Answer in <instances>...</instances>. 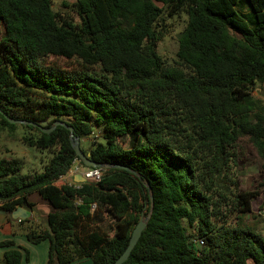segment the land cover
Wrapping results in <instances>:
<instances>
[{"label": "trees", "instance_id": "trees-1", "mask_svg": "<svg viewBox=\"0 0 264 264\" xmlns=\"http://www.w3.org/2000/svg\"><path fill=\"white\" fill-rule=\"evenodd\" d=\"M248 2L249 22L238 0L64 2L77 20L52 0H0V132L22 128L24 145L53 154L42 173L27 176L18 160L0 159V211L32 210L34 193L49 203L48 229L27 233L33 244L49 241L47 264H113L144 216L124 264H264V238L230 225L223 212L230 206L242 221L261 195L242 191L231 176L240 138H250L264 170V98L253 95L264 88V0ZM181 14L187 25L177 65L167 66L158 53L162 22ZM49 58L78 65L62 68ZM2 112L46 122L44 129L65 123L80 142L98 130L90 159L131 171L106 167L98 183L58 184L76 161L85 166L69 129L45 133ZM104 215L115 222L113 236L100 224ZM198 237L206 243L199 250ZM1 248H9L1 264L30 260L13 241Z\"/></svg>", "mask_w": 264, "mask_h": 264}, {"label": "rangeland", "instance_id": "rangeland-1", "mask_svg": "<svg viewBox=\"0 0 264 264\" xmlns=\"http://www.w3.org/2000/svg\"><path fill=\"white\" fill-rule=\"evenodd\" d=\"M75 1L76 0H52L53 8L56 11L60 10L64 13H67L73 19L77 20V16L71 12V8L65 9L62 5L64 2L71 5ZM238 4V12L249 22L250 19L248 16L250 13H252V10L248 0H238ZM186 25L187 16L185 14H181L173 18L166 17L164 22H162V32L165 34V37L158 44V53L163 58V61L167 66L177 65L176 55L179 48V35L185 29ZM4 33L5 25L2 21H0V38L4 35ZM48 61L52 64H56L67 69L76 68L78 65L75 61H68L65 59L49 58ZM253 95L257 99L262 100L264 98V88L258 87L253 91ZM22 136V128H18L14 133H9L8 131L0 132V159H6L9 161L18 160L21 166V175L27 176L34 172L42 173L44 167L53 158V154L48 151H40L36 148L24 145L21 140ZM94 140L101 141L100 131L97 130V132L92 137L85 138L80 142V147L83 151H86V154H89L87 153L89 143H93ZM120 142L123 147L127 148L126 140H121ZM234 160L235 163L233 165L231 176L237 180L240 189L242 191L258 190L261 192V195L254 202V212L252 214L248 215L247 217L240 215L241 218L243 217L242 221L239 220V215L237 217V214H230V206H224V215H227L231 218L229 221L230 225L241 223L243 226H250V228H253L264 238V208L262 206L264 201V170L262 168V159L249 137L246 136L239 139L235 148ZM74 167H77L80 172L86 168L80 163V161H76ZM70 180L73 183L71 178ZM63 183H67L65 179H61L58 184ZM75 183L79 184L78 182ZM34 196L38 197L37 194ZM143 218H145V216ZM41 220L42 219H40V222ZM100 224L101 226L105 227L107 231H109L111 236H113L115 229V222L113 219L107 215H104ZM190 233L192 235H196L194 229H190Z\"/></svg>", "mask_w": 264, "mask_h": 264}, {"label": "crops", "instance_id": "crops-1", "mask_svg": "<svg viewBox=\"0 0 264 264\" xmlns=\"http://www.w3.org/2000/svg\"><path fill=\"white\" fill-rule=\"evenodd\" d=\"M82 181L78 174L71 173V171L62 179L66 182ZM37 193L32 194L29 197V201L34 204L32 210L23 207H17L11 213H5L0 211V242L10 240L15 243V247L25 248L30 252V260H23L22 264H47L49 259L50 243L48 240H44L39 244L31 243L27 238L29 230H47L46 217L50 213V205L47 201L34 196ZM36 197V198H35ZM40 219L41 222H40ZM43 223V224H42ZM41 226V227H40ZM9 248L0 249V262L3 254ZM70 264H94L91 259H84L76 261Z\"/></svg>", "mask_w": 264, "mask_h": 264}, {"label": "water", "instance_id": "water-1", "mask_svg": "<svg viewBox=\"0 0 264 264\" xmlns=\"http://www.w3.org/2000/svg\"><path fill=\"white\" fill-rule=\"evenodd\" d=\"M1 112V111H0ZM2 114H4L2 112ZM4 116L12 123V124H27L30 126L38 127L41 130H43L45 133H51L57 126L63 125L66 128L69 129L70 131V142L71 145L76 152L77 156L79 159L85 164L86 167L88 168H108V167H113L116 169H122V170H127L131 171L129 168L121 166V165H109V166H104L98 163L93 162L90 159V154H86L80 147V139L78 137L74 136L73 128L71 126L66 125L65 123L62 122H56L55 125L50 128V129H44V126L47 125V123H42V124H37L34 122H29V121H24V120H15L10 117H8L6 114ZM78 183H86V180L82 177V181H77ZM148 190L151 191L150 187L148 186ZM151 200L153 202V196H151ZM6 213V212H5ZM149 218H143L141 217L137 226L133 230L132 236L129 241V245L124 251V253L113 263V264H124L130 257L132 251L134 250L135 246L137 245L139 239L141 238L143 231L145 230L147 223H148Z\"/></svg>", "mask_w": 264, "mask_h": 264}, {"label": "built area", "instance_id": "built-area-1", "mask_svg": "<svg viewBox=\"0 0 264 264\" xmlns=\"http://www.w3.org/2000/svg\"><path fill=\"white\" fill-rule=\"evenodd\" d=\"M105 168H84L83 171L80 172V170L77 168V167H72L71 169V173L74 174H78V176L82 179V177L87 181L91 182V183H98L102 180V177L105 173ZM79 171V172H78ZM68 184L70 185H75V187L79 188L80 187V184H76L75 182H67ZM82 204V201L81 200H77L76 201V205L77 206H80ZM96 209V205H92V211H94ZM194 247L196 249H202L206 243H205V240L203 238H196L194 240Z\"/></svg>", "mask_w": 264, "mask_h": 264}]
</instances>
